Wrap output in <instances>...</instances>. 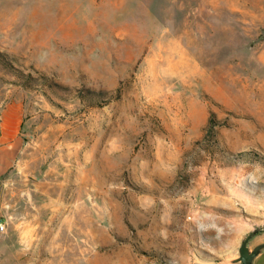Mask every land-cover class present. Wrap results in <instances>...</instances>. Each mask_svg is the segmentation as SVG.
<instances>
[{
    "label": "rangeland",
    "instance_id": "rangeland-1",
    "mask_svg": "<svg viewBox=\"0 0 264 264\" xmlns=\"http://www.w3.org/2000/svg\"><path fill=\"white\" fill-rule=\"evenodd\" d=\"M15 107L0 264H234L264 229V0H0Z\"/></svg>",
    "mask_w": 264,
    "mask_h": 264
},
{
    "label": "crops",
    "instance_id": "crops-1",
    "mask_svg": "<svg viewBox=\"0 0 264 264\" xmlns=\"http://www.w3.org/2000/svg\"><path fill=\"white\" fill-rule=\"evenodd\" d=\"M23 123V111L21 108H10L3 112L1 116V136H0V175L5 174L15 166L18 160L21 142L20 132ZM264 253L255 261V264L262 262Z\"/></svg>",
    "mask_w": 264,
    "mask_h": 264
},
{
    "label": "water",
    "instance_id": "water-1",
    "mask_svg": "<svg viewBox=\"0 0 264 264\" xmlns=\"http://www.w3.org/2000/svg\"><path fill=\"white\" fill-rule=\"evenodd\" d=\"M260 231H264V229L253 231L244 239L238 250L239 257L233 261L234 264H255L256 259L264 253V243H260L254 248L249 245L253 237Z\"/></svg>",
    "mask_w": 264,
    "mask_h": 264
},
{
    "label": "built area",
    "instance_id": "built-area-1",
    "mask_svg": "<svg viewBox=\"0 0 264 264\" xmlns=\"http://www.w3.org/2000/svg\"><path fill=\"white\" fill-rule=\"evenodd\" d=\"M6 230V224L5 223H0V231L4 232Z\"/></svg>",
    "mask_w": 264,
    "mask_h": 264
},
{
    "label": "trees",
    "instance_id": "trees-1",
    "mask_svg": "<svg viewBox=\"0 0 264 264\" xmlns=\"http://www.w3.org/2000/svg\"><path fill=\"white\" fill-rule=\"evenodd\" d=\"M214 130V128H212Z\"/></svg>",
    "mask_w": 264,
    "mask_h": 264
}]
</instances>
